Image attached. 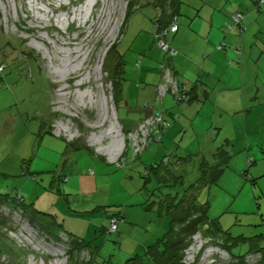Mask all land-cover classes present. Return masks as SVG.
Here are the masks:
<instances>
[{"label": "rangeland", "instance_id": "374dc122", "mask_svg": "<svg viewBox=\"0 0 264 264\" xmlns=\"http://www.w3.org/2000/svg\"><path fill=\"white\" fill-rule=\"evenodd\" d=\"M150 1L156 3L145 4ZM159 2L0 0V66L5 67L0 71V193L19 194L25 202L34 201L37 208H49L59 222L65 217L77 220L64 211L70 205L83 212L98 209L74 228L96 246L92 264H127L137 254L141 258L132 264H148V246L165 236L169 219L164 211L153 210L163 216L159 218L153 211L146 212L142 205L156 189V193L161 190L162 196L166 194L158 201L166 206L172 201L167 196L169 190L183 194L186 183L194 176L189 163H185L187 168L169 166V181L165 184L158 182L155 172L146 179L145 171L151 167L161 144L153 143L134 161L131 148H137L138 139L132 136L138 128L129 131L122 116L129 110L120 100L116 105L114 101L110 74L125 50L120 43L114 48L124 19L121 40L124 47L135 40L137 62L146 54L165 56L154 36L159 12L164 9ZM174 4L181 18L188 17L195 6L194 0H176ZM261 12L258 37L264 49V5ZM128 24L129 29L124 32ZM20 40L24 47L19 46ZM66 56L71 57V63L85 61L81 66L82 79L77 77L79 71L72 75L59 71ZM78 93L88 96L80 102ZM109 131L114 132L120 147L113 158L109 153L114 139L104 137ZM227 133L230 137V129ZM262 137L264 125L254 126L251 122L247 140L228 147L229 151L234 149L233 158L218 183L195 191L200 204H204L209 221L206 228L224 241L228 239L225 242L237 253H245L251 244H257L254 237L264 238ZM168 146L162 145L166 154L173 145ZM83 202H91L92 206L86 207ZM106 210L108 214L122 211L121 228L125 233L100 232L107 226ZM0 215L7 221L1 232L23 253V259L1 254L0 264H74L73 255L75 261L87 262L88 255L72 250L74 245L62 235L58 240L49 236L28 211H15L0 202ZM129 215L135 220L131 221ZM89 220L98 233L88 229ZM223 240L205 238L203 231L195 234L180 264H240L242 261L223 247ZM242 260V264H261L264 259L260 253H251Z\"/></svg>", "mask_w": 264, "mask_h": 264}, {"label": "crops", "instance_id": "0c3cea01", "mask_svg": "<svg viewBox=\"0 0 264 264\" xmlns=\"http://www.w3.org/2000/svg\"><path fill=\"white\" fill-rule=\"evenodd\" d=\"M211 1L194 0L195 6L187 13L188 17L182 15L181 18L178 14V32L165 38L177 51L172 59L166 54L164 58L146 54L137 62L133 52L135 40L125 47L123 39L119 42L125 50L121 55L123 65L117 103L120 100L129 110L122 115L124 123L133 131L156 114L169 120L170 129L157 138L160 142H154L161 144L157 156L161 159L166 154L162 145L169 148L167 145L171 143L173 146L167 151L172 153L168 154L176 160L182 159L179 161L183 166L189 163L194 172L193 178L186 183L188 186L199 178L201 161L199 163L198 158L214 159L219 147L226 146L228 150L233 142L247 140L245 136L251 122L254 126L264 125V49L258 37L261 8L256 10L254 0ZM149 3L156 2L145 4ZM171 5L165 3L162 8L170 12ZM238 12L244 15L246 35L225 29V24L234 23L233 17ZM129 26L126 25L124 32ZM223 42L226 48L220 50ZM239 46L242 51L238 55L236 48ZM163 64L170 65L177 79L190 86L188 100L182 106L171 96L163 102L157 99L156 86L162 80ZM260 142H264L263 137ZM262 147L264 144H260ZM120 213L123 215L122 211ZM128 217L135 220L132 215ZM91 227L95 224L89 220ZM120 230L121 234L125 233L123 228Z\"/></svg>", "mask_w": 264, "mask_h": 264}, {"label": "trees", "instance_id": "16d2710c", "mask_svg": "<svg viewBox=\"0 0 264 264\" xmlns=\"http://www.w3.org/2000/svg\"><path fill=\"white\" fill-rule=\"evenodd\" d=\"M176 0H161V4H172L171 8L172 9L170 12H167L166 10L162 9L159 12V19L156 21V25L154 28V36L155 40L157 41L158 47L161 42H164L168 46V50H163L165 54L170 57L171 59L175 56H171L169 53L170 51H175L177 54V51L170 46L165 38L169 34H176L179 30V13L174 6L173 2ZM256 10L258 8H261L262 5H264V0H254ZM257 13V12H256ZM240 15L239 21H235V17L237 15ZM166 16L167 18L163 17ZM234 23L232 25H227L225 24V29L228 31L231 30H237V33L239 35H242L244 32L248 30L247 26L244 24V15L240 12H238L234 17H233ZM125 25V19L123 24L121 25V36H122V30ZM174 25H177V31L173 32L172 28ZM224 29V30H225ZM121 41L120 40L117 42V44L114 46V48L118 45V43ZM19 46L24 47V42L23 41H18ZM226 48V43L223 42L222 46L219 47L220 50H223ZM242 51V48L239 46L236 48V53L239 55ZM14 53V52H13ZM30 54V53H29ZM30 56L31 62L33 61V58ZM11 57L15 58L12 56ZM123 62L121 61V56L116 60L115 68H114V73L113 75L110 74L111 76V81L114 83V98H115V105L117 104L118 100V94L121 89V80L120 76L122 75V68ZM163 66H169L172 70L173 73V78L174 81L177 84L178 90L175 92V94L171 93L169 90L168 93L165 95V97L162 99L163 100L167 96L173 97L178 105L182 106L185 104L188 100V95L190 94V86L187 82H181L177 79L176 75L173 72V69L170 65H161V72H162V80L161 82L156 86V90H158L159 85L163 84V71L162 67ZM5 69L4 66H0V71ZM158 115V114H157ZM59 116V115H57ZM163 116V115H162ZM164 117V116H163ZM167 122L171 124V122L167 119H165ZM171 127V126H170ZM169 127V129H170ZM132 133V132H131ZM164 133V132H163ZM60 137V136H58ZM157 135L156 133L152 132V135L150 137L149 144L144 147L142 151L136 152L135 147L131 148L132 152V158L135 161L141 154H144L150 146L154 142H160L157 141ZM161 138V137H160ZM64 139V138H62ZM70 141V140H68ZM232 146V145H231ZM226 146H221L218 149L217 154L214 156V159H198V162L201 165L199 167L200 175L199 178L197 179L196 182L190 183V185L183 189V194H180L179 192H176V190H169V194L167 195L169 198H172V201L169 202L166 206H162L161 203L158 201L161 200L162 197H164L166 194H163L160 190L159 193H156V189L153 190L152 192V198H148L147 202L143 204L142 206L144 207V210L146 212L153 211V210H159L160 212H165L163 214L168 215L166 218L169 219V230L164 234L165 236L162 239H159L158 243L152 246H148L147 250V260L150 262L149 264H180L182 261L185 251L189 248L191 245V239L193 236L201 231H203V234L205 238H211L213 240H223V238L218 235L217 233L215 234L214 231H211L210 229L206 228L207 224L209 221H206V214H205V208L202 207L204 204H200L198 201V198L196 197L195 191H197L199 188H204V187H211L213 185H216L221 178V176L225 173V171L229 168L230 162L233 158V152L230 150L225 149ZM159 160V162H158ZM182 160V159H179ZM176 160L175 158L172 159V156L170 154H165L161 159H158V156L156 155L152 165L149 169L145 171L144 177L148 179V177H151V174L155 172L156 174V179L158 182L161 184H165L169 181L168 177V170L170 165H175L174 167H179L181 166V161ZM204 160V161H202ZM117 163H120L118 161ZM119 165V164H118ZM165 173L166 175L162 174ZM179 179V178H176ZM167 187V186H164ZM162 188L161 186L158 187L157 189ZM0 202L8 204L12 210H24L28 211L32 216H34L38 221L41 222L44 230L46 233L49 234V236L54 237L55 239H59V235H62L66 238H68L71 243L74 245V249L82 252V254L88 255L87 262L85 264H92L94 262V253L93 251L96 250V246L93 244L92 241H88L87 238L79 236L75 231L74 228L79 224L80 220L83 218H87L88 213H92L95 211H98V209L93 208L91 211H79L71 208L72 206L70 205L64 211L66 210L70 216H72L74 219L76 218L77 220L69 219V217H65L62 222H59V218L57 215L53 214V211L50 210L49 208H37L36 203L33 201L31 202H25L24 198L20 196L19 194H9V193H0ZM91 203V202H90ZM90 203H85L86 207H89L91 204ZM164 203V202H163ZM42 207H48V206H42ZM97 207V206H96ZM160 207H164L160 208ZM63 212V210H59ZM107 213V226H103L100 229V232L105 233V234H121V224L124 221L123 215L119 212H115L112 214H108L109 212L106 210ZM153 211V214H158L157 216L159 218H163L160 213ZM170 216V217H169ZM34 220V219H33ZM113 222H115V226L113 227ZM219 222V221H218ZM7 224V221L1 217L0 215V256L1 254H12L13 256H16L18 258L23 259V253L18 251V249L12 245L7 239V236L5 233L1 232L2 227H5ZM211 224V222H210ZM206 228V229H205ZM89 230H92V233H98L97 228L93 227L88 228ZM255 238V243L257 244H251L250 248H248L247 252L245 253H237L234 252L231 249L230 244L223 240V247L227 248L229 253L237 258V260H242L244 256L249 255L251 253H260V256L264 259V238L263 236H256ZM251 240V239H250ZM249 240V241H250ZM219 245V244H218ZM217 245V246H218ZM214 246V245H213ZM222 247V246H221ZM222 247V248H223ZM71 250V252H72ZM91 250V251H90ZM225 250V249H224ZM75 254V253H74ZM139 254L137 256H133L127 260V264L132 262H136L137 260H140ZM72 260L74 261V264H84L81 262H77L74 260V255L72 256ZM242 262L240 264H242ZM22 261L19 262H14V264H21ZM138 264H145L144 261L138 262ZM244 264V263H243ZM261 264H264V260H262Z\"/></svg>", "mask_w": 264, "mask_h": 264}, {"label": "built area", "instance_id": "2783aa9c", "mask_svg": "<svg viewBox=\"0 0 264 264\" xmlns=\"http://www.w3.org/2000/svg\"><path fill=\"white\" fill-rule=\"evenodd\" d=\"M240 15L238 14L235 17V21H239ZM173 32L177 31V25H174L172 28ZM159 47L163 50H168V46L161 42L159 44ZM171 56L176 55L175 51H170L169 53ZM163 84L159 85L157 90V99L159 101H162V99L165 97V95L170 90L171 93L175 94V92L178 90L177 84L174 81L172 70L169 66H163ZM170 127V123L165 120V118L160 115L156 114L153 117L147 119L143 123H141L138 127V129L134 132L135 135L132 136L135 139H138V142L136 143L137 148H135L136 152L142 151L144 147H146L149 144L150 137L152 135V132L156 133L157 137H161L163 135V132ZM135 146V145H134ZM115 226V222H113V227Z\"/></svg>", "mask_w": 264, "mask_h": 264}, {"label": "bare ground", "instance_id": "6f19581e", "mask_svg": "<svg viewBox=\"0 0 264 264\" xmlns=\"http://www.w3.org/2000/svg\"><path fill=\"white\" fill-rule=\"evenodd\" d=\"M96 6V4L94 5V7ZM94 7H92V8H94ZM96 8V7H95ZM92 14H90V16H91ZM88 20H89V17L88 18H86V21L85 22H88ZM67 45H69V46H71V44H67ZM79 56V55H78ZM71 57L70 56H66V57H63V59H62V61H61V64H62V67H61V70H59L61 73H63V74H65V73H69L70 75H72L75 71H76V73L79 71V75L77 76L78 78H79V80L80 79H82L81 77H82V71H83V69H81V66L83 65V64H85V61H83V62H81V63H79V62H75V63H71ZM71 79V78H70ZM76 79V78H75ZM82 82H84V80L82 81L81 80V83ZM78 85V84H77ZM81 86L80 87H82L83 85L82 84H80ZM87 96H88V94L87 93H78L77 94V99L80 101V102H82V101H84L86 98H87ZM170 126H171V124H170ZM169 129V128H168ZM112 137L113 139H114V141H113V144H112V147L110 148V157L111 158H113L114 156H115V154L118 152V150H119V144H118V140L116 139V137L114 136V132H111V131H109V132H107L106 134H104V137ZM100 139V138H99ZM91 140H94V142H96V143H99V141H98V139H94V137H92L91 138Z\"/></svg>", "mask_w": 264, "mask_h": 264}, {"label": "clouds", "instance_id": "9594fccd", "mask_svg": "<svg viewBox=\"0 0 264 264\" xmlns=\"http://www.w3.org/2000/svg\"><path fill=\"white\" fill-rule=\"evenodd\" d=\"M139 127V126H138Z\"/></svg>", "mask_w": 264, "mask_h": 264}]
</instances>
